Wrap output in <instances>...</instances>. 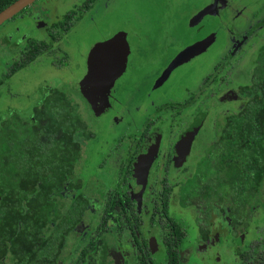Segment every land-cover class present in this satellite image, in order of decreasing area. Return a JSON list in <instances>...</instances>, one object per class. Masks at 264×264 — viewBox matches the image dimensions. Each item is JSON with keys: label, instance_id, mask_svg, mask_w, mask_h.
Masks as SVG:
<instances>
[{"label": "flooded vegetation", "instance_id": "flooded-vegetation-1", "mask_svg": "<svg viewBox=\"0 0 264 264\" xmlns=\"http://www.w3.org/2000/svg\"><path fill=\"white\" fill-rule=\"evenodd\" d=\"M41 1L42 0H33L30 4L0 24V34L9 32L10 35L8 39H5L4 42L1 43V48H3L4 44H6L5 42L11 40L14 35H18L17 43H19L18 45L16 42H12L9 45L8 42L6 45L9 49V52H6L12 59L4 62L0 61V87H8L11 91L10 84L15 85L17 78L21 76V74L17 75L18 72L24 70L26 67L28 68L31 62H34L35 64V61L38 63L53 56L56 47H59L63 43L64 39L67 36H70L76 27L78 29L82 26L88 16L90 20L87 22L90 23L87 24L86 22L81 28L85 29L89 27L91 23L94 22L97 10L110 0H76L75 2L71 0V3L68 5L65 4L68 3L69 0H56V2L52 1L56 6V10L53 15L45 19V22L40 20L33 21L34 29L29 30V32L21 36V33H17L19 29L16 30V27L13 26L15 25V20L21 16L20 14L22 12H26V10L33 7L36 2ZM61 2L66 7H63ZM236 5V3L230 0H211L209 4L203 7H208L207 12L198 17H196L197 13L194 15L193 18L195 24L192 25V29L194 30L200 28L199 24H201V18L207 16V14L210 16L214 15L216 17V21L214 22V20H210L211 23L214 22L213 25L211 24V28L217 29L220 35H223L224 45L221 55H219L212 66L205 71L204 75H201L199 79L196 78V82L189 85L188 80L185 79L186 82L184 81L182 86L183 95L179 93L178 98L174 94L173 96L170 94L164 95L161 96V100H157L159 101L157 102L155 101L157 98H153V92H150V90H153L151 86H153V88H159L166 80L170 71L159 84H155L157 78L161 75L163 70L176 54L172 57L168 64L164 66L160 74H157L158 72H156L151 82L148 83L147 79L144 84L137 85V87L127 91L131 93L132 96L134 95L137 97H124V95H122L126 101L133 103L132 113L136 118L140 117L138 120L139 124L137 123L138 126L131 132L124 149H119L120 140H118L111 145L108 152H105L108 156L105 157L104 155L102 157V164L100 165L104 166V163H108L109 168L112 166L114 167V174L108 179L110 184L108 188L104 189V191L101 190L102 193L100 191L103 197L100 200L101 202L99 201L100 203L94 202L93 199V202L91 203L86 197L89 204L83 212L82 220L75 224L71 229L74 234L73 239L70 242V251L71 253L75 251V256L72 257L68 254L65 259L60 258L58 260V264L75 263L74 261L78 258L81 247L95 233L96 228L102 224L100 219L102 218L104 207L107 202V196L109 194L119 195L121 198V204L120 206H113L108 219H106V221L102 224V237L96 240L98 245L103 242L106 255L105 264H144V262H147L148 264H166L168 254L166 252L165 238L174 239L175 237H177V242H174L175 244L171 248L177 255L178 264H182L181 250L183 249L184 244L188 243L193 259L197 257L199 260H194L197 261L198 264H204V261H211L210 257H215L217 250L215 247L218 246L221 240L223 243L225 242V245L229 244V242L232 244V247L223 248L230 255L231 260L228 264L257 263V260L251 259V257H249V261L245 262L240 255L241 252L250 249L252 242L264 239V228H257L254 230L255 236L253 237L247 236L249 235L248 233H250L249 229L253 223V214H255L253 212V203L249 205L248 200L246 202L247 206L245 214L247 217L240 216L238 201L235 202L228 200L219 203L214 202L210 208V215L206 212V215L202 216L197 209V205H195L191 199H188L185 203L180 197L182 188L186 186L188 181L193 177V173L195 172L197 165L200 161H202L208 148L216 141L223 127L225 118L231 114H236L244 102L251 96L250 86L252 80V70L255 67L258 53L264 48V0H259L258 7L256 5L252 7L251 4V8H247V11H244L242 8L240 10V8H237ZM69 12L71 13V16L70 19L66 18V21H70L71 23L64 31L63 26L65 24L62 19L64 15ZM17 15L20 16L15 18ZM29 17H31V15L26 16V18ZM36 23H39L38 26L35 25ZM7 26L8 28L6 30H2ZM117 32H123L127 42V30L123 29ZM207 33L204 34V36L194 39L190 44H187L191 45L201 40H207V43L200 51L193 53L182 62H186L190 58L202 53L208 46L211 45L214 40V33H211V31ZM112 35L97 40L88 48L84 56L85 70L82 76L86 72V58L91 47L95 43L104 41ZM248 40L251 41L248 45V50L251 51V56L248 59V64L245 65L243 60L248 57V55H241L240 52L243 48V44ZM28 43L35 44L39 53L34 59L26 61L27 54L30 52L27 48ZM119 44L116 46L119 47ZM84 46L85 45L81 44L80 49ZM127 46L128 52L126 54L124 69L114 80L108 94L109 105L100 114H93L95 116L100 117L105 115L107 117V112L111 110L113 100H117V97L120 96L112 93V89L114 88L115 82L124 73H126L127 63L130 56L128 43ZM109 53H111V51L102 52L97 57L100 64H103V70H99V74L100 72L104 74L106 71L105 69H113L114 67L120 65L122 53L119 56L116 55L112 59H110V56L108 55ZM23 61H26V63L11 73L12 66ZM52 63L54 65H58L56 61H53ZM240 63L242 65H240ZM3 65L5 67H3ZM246 70H248V80L246 82H242V80L239 79V75L240 72L244 73ZM23 72L24 71L21 73ZM129 72L133 74L134 71L131 69ZM82 76L79 78L78 82ZM231 81H234L235 84H231ZM218 83L222 84V86H228L220 97V100H227L228 104L220 108L214 107V110L211 112L208 109V105L206 106V101L207 99H214V96L216 95L214 88L218 85ZM77 87L79 89L78 85ZM244 87L248 88V92L242 91V88ZM136 101H141L143 106L133 107ZM148 105L149 108L147 107ZM202 105L203 107L200 110ZM190 107H195L197 111L192 117L190 124L184 133V138L181 140L177 148L172 150L173 148L170 147L169 140H167L168 137H166L167 131L163 124V117L168 114L169 118L173 119L174 115L178 111H182ZM215 111H217L216 114L221 116L223 115L222 123L215 129V132L207 138L209 131L212 130L211 126H209V115L211 117V114ZM10 117L25 119L18 114L12 113L8 114L5 118H0V124L5 119ZM115 120L116 117L114 116L113 121ZM206 125H208V128ZM201 128L206 129L204 130L205 133L202 135V141L199 143L200 148L198 156L194 159L190 167H185V164L188 163L187 161L192 157L193 150H195L194 147ZM90 132L92 133L90 138H93L94 133L91 130ZM156 133H158L159 136L158 143L154 149L151 160L147 162L145 167L143 165L145 163L141 162V160H143L142 154L145 149V142ZM110 152L120 153L118 160L114 163L112 160L114 161L115 159L112 155H110ZM177 159L179 161L176 163ZM136 163L141 164V166H137ZM157 168L159 169V172H154ZM177 170H181V173H177ZM73 172L76 174L74 166ZM173 172L178 175L176 179L171 178ZM80 188L81 183L80 186L69 195V197L80 193ZM69 192H71V190ZM91 206L98 207V211L94 215L96 220H94L93 228L91 231L86 233L85 227L82 226V230L78 232V236H76L75 233L78 231V227L84 222L83 216L85 215L86 210ZM258 206L259 203L257 201V207ZM171 207L173 209L176 208L179 213L189 212V222L184 225L175 216V213H172ZM144 214H147L146 219L143 217ZM87 224L88 227L91 226L89 225V222ZM258 231L261 235L257 234ZM246 237H248V239ZM119 248H121L124 252L122 253L119 251ZM251 251L255 254L254 248L251 247ZM155 253L161 254L162 259L160 262L156 261L154 256ZM96 255L97 250L94 248L88 254L83 264H95L93 261L95 260ZM208 257V260H204ZM214 261L216 264H219L220 262L218 259H215ZM222 264L225 263L223 262Z\"/></svg>", "mask_w": 264, "mask_h": 264}, {"label": "trees", "instance_id": "trees-1", "mask_svg": "<svg viewBox=\"0 0 264 264\" xmlns=\"http://www.w3.org/2000/svg\"><path fill=\"white\" fill-rule=\"evenodd\" d=\"M13 1L0 0V10ZM70 16L69 12L62 19L64 31L70 26L66 21ZM27 48L26 61L39 53L33 43ZM26 61L12 66L11 73ZM251 77V96L236 114L225 118L216 141L180 192L182 201L191 199L202 216L210 215L214 202L228 200L238 201L240 216L247 217L246 202L256 194L264 175V48L256 57ZM242 91L248 92V88ZM91 136L70 99L51 86L45 87L30 118L10 117L1 122L0 264H58L66 234L82 220L89 204L81 193L69 195L81 183L73 172L80 156L78 138ZM120 199L119 195L107 196L102 224L113 206H120ZM102 224L81 247L74 264H83L94 248L97 255L93 262L105 264L103 242L96 243L102 237ZM174 242L177 237L165 238L166 264H178L171 248ZM240 255L245 262L251 257L256 264H264V239L252 242Z\"/></svg>", "mask_w": 264, "mask_h": 264}, {"label": "rangeland", "instance_id": "rangeland-1", "mask_svg": "<svg viewBox=\"0 0 264 264\" xmlns=\"http://www.w3.org/2000/svg\"><path fill=\"white\" fill-rule=\"evenodd\" d=\"M52 1L56 2V0H42L41 2H36L34 6L28 8L26 12H22L20 14L21 16L17 15L15 18H18V16L20 17L15 20L16 26L13 25L16 27V30L19 29L17 33H21L22 36L29 32V30L34 29L33 21L40 20L45 22V19L51 17L56 10V6ZM73 1L75 2L76 0ZM210 1L211 0H110L108 3L106 2L104 6L97 10L94 22L90 25L91 27L89 26L85 29L81 28L90 20L88 16L82 26L78 29L76 27L71 35L67 36L59 47H56L53 56L38 63L35 61V64L31 62L28 68L26 67L22 70L24 71L23 73H21L22 71L18 72L17 75L21 74V76L17 78L15 85L10 84L11 91L8 87H0V118L2 119L8 116V114L15 113L28 119L32 114L33 107L41 100L46 85L61 89L70 99L76 113L86 123L87 128L94 133L93 138H80V156L74 165V171L81 179V188L79 192L87 197L91 203L93 202L92 199L94 202L98 203L103 198L101 194L102 191L108 188L110 184L108 179L114 174L113 166L109 168L108 163H104V166L100 165L102 164V157L104 155L105 157L108 156L105 152H108L111 145L118 140H120L119 149H124L128 137L139 124L138 120L140 117L136 118L132 113L133 103H129L124 98L132 96V94L127 91L137 87V85L144 84L147 79L148 83L151 82L156 72L160 74L164 66H166L172 57L182 50L184 46L186 47V45L190 44L194 39L204 36V34L209 31L214 33V40L211 45L202 53L172 68L166 80L159 88H153V86H151L153 90H150V92H153V98H157L155 101H160V97L164 95L170 94L173 96L174 94L177 98L179 97V93L183 95L182 86L184 81L186 82L185 79L188 80L189 85L196 82V80L199 79L201 75H204L205 71L212 66L218 56L221 55L224 38L217 29L211 28V24L213 25L216 21L214 15L210 16L207 14V16L201 18V24H199L200 28L197 30L192 29V25L195 24L194 15L198 10L200 11L204 6L209 4ZM230 1L236 3V7L240 8V10L242 8L244 11H247V8L250 9L251 4L252 7L255 5L258 7L259 2V0ZM69 3H71V0L65 5ZM61 4L63 5L62 2ZM65 5H63V7H66ZM28 15L34 18H26ZM210 20H214V22L211 23ZM88 23L90 22H87V24ZM38 24L39 23H36L35 25L38 26ZM7 28L8 26L2 30H6ZM123 29L128 32L127 43L130 49V56L126 73L115 82L114 88L112 89V93L120 96L117 97V100H113L111 110L107 112V117L105 115L98 117L93 115L77 87V82L85 70L84 56L92 43ZM9 36V32L0 34V61L2 62L12 59L11 56L7 54V52H9V49L6 47L8 42L9 45L12 42H16V44L19 45V43H17L18 35H14L11 40L5 42L6 44L3 46L5 50L1 48V43H3L5 39H8ZM250 40L243 44V48L240 52L241 55H248V57L243 60L245 65L248 64V59L251 56V51L248 50V45L251 43ZM81 44L85 46L80 49ZM53 61H56L58 65H54L52 63ZM240 65L242 64L240 63ZM3 67L5 66L3 65ZM131 69L134 71L133 74L129 72ZM239 76L242 82H246L248 80V70L244 73L240 72ZM230 83L233 85L235 84L234 81ZM227 87L228 86H222V84L218 83L214 88L215 90L213 89L214 92H216L214 99H207L206 101V106L208 105V109L211 112L214 110V107L220 108L228 104L227 100H220L221 94ZM122 95H124V97ZM132 97L137 96L133 95ZM135 106L142 107L143 105L141 101H136L133 107ZM147 107L149 108V105ZM202 107L203 105L200 107V110ZM196 111L197 109H195V107L178 111L173 119H170L168 114L164 115L163 124L166 127V137H168L167 140H169V145L173 148L172 150H175L184 138V133ZM216 113L217 111L211 114V117L209 115V126H211L212 130L209 131L207 138H209L210 135L215 132V129L222 123L223 115L221 116ZM114 116L116 117L115 121H113ZM206 126L208 128V125ZM205 129L206 128H201L194 147L195 150H193L192 157L187 161L188 163L185 164V167H190L194 159L198 156L200 148L199 143L202 141V135L205 133ZM119 154V152H110V155L115 159L114 161L111 159L113 163L118 160ZM178 161L177 159L176 163ZM154 172H159V169H155ZM177 173H181V170H177ZM177 177L178 175L173 172L171 178L176 179ZM257 201L259 203L258 207ZM252 203L254 205L253 212L255 214H253V223L249 229L250 233H248V237L255 236L254 230L257 228H264V177L260 182L256 194L248 199V204L251 205ZM97 211L98 207L92 206L86 210L83 216L84 222L78 227V231L75 233L76 236H78V232L82 230V226L85 227L86 233L92 230L94 220H96L94 215ZM171 211L175 213V216L184 225L189 222V212L179 213L176 208L173 209L172 207ZM146 216L147 214L143 215L144 219H146ZM88 222L89 225H91L90 227H88ZM73 234L74 232L71 231L65 236L59 259H65L68 254L72 257L75 256V251L72 253L70 251V242L73 239ZM257 234L261 235L259 231ZM248 237L246 238L248 239ZM227 245L221 240L218 246L215 247V249L217 248L215 257H210L211 261H204V264H216L214 261L215 259L220 261L219 264L223 262L228 264L231 260L230 255L223 248L232 247V244L229 242ZM118 250L122 253L124 252L121 248ZM191 253L188 243L184 244L181 250L182 264H198L195 260H199V258L195 257L194 260ZM159 254L160 253L154 254L157 262H160L162 259L161 254L160 256ZM208 259L209 257L204 260Z\"/></svg>", "mask_w": 264, "mask_h": 264}, {"label": "water", "instance_id": "water-1", "mask_svg": "<svg viewBox=\"0 0 264 264\" xmlns=\"http://www.w3.org/2000/svg\"><path fill=\"white\" fill-rule=\"evenodd\" d=\"M32 1L33 0H14L6 7L1 9L0 24L30 4ZM207 11L208 7L202 8L197 12L196 17L204 14ZM119 42L123 47L120 65L114 67L113 69H105L106 71L104 74L102 72L99 74V70H103V64H100V61L97 60L98 55L102 52H110L111 50H114V47H116ZM206 43L207 40H201L180 50L169 62L161 75L157 78L155 84H159L174 66L186 60L193 53L200 51ZM127 52L128 46L123 32H116L108 39L95 43L89 50L86 58V72L78 82V86L81 95L88 103L93 114H100L109 105L108 94L110 88L112 87L114 80L124 69ZM158 137V133H156L145 142V149L142 154L143 160H141V162L145 163L143 164L145 167L147 162H149L153 156L154 149L158 143ZM136 165L141 166L139 163H136Z\"/></svg>", "mask_w": 264, "mask_h": 264}, {"label": "bare ground", "instance_id": "bare-ground-1", "mask_svg": "<svg viewBox=\"0 0 264 264\" xmlns=\"http://www.w3.org/2000/svg\"><path fill=\"white\" fill-rule=\"evenodd\" d=\"M123 52V47L122 44H119V47H114V50H111V53H109L108 55L110 56V59L114 58L116 55H120Z\"/></svg>", "mask_w": 264, "mask_h": 264}]
</instances>
